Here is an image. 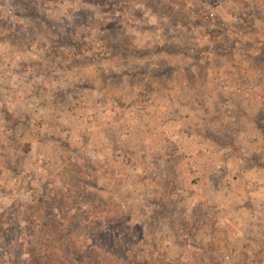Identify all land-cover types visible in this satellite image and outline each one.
I'll return each mask as SVG.
<instances>
[{"label":"rangeland","instance_id":"1","mask_svg":"<svg viewBox=\"0 0 264 264\" xmlns=\"http://www.w3.org/2000/svg\"><path fill=\"white\" fill-rule=\"evenodd\" d=\"M256 1L0 0V264H264Z\"/></svg>","mask_w":264,"mask_h":264},{"label":"crops","instance_id":"2","mask_svg":"<svg viewBox=\"0 0 264 264\" xmlns=\"http://www.w3.org/2000/svg\"><path fill=\"white\" fill-rule=\"evenodd\" d=\"M257 3H259L260 5L258 6ZM256 6L257 7L255 8V12L254 13H256V15L258 17L263 16L264 15V0L256 1ZM18 83L22 84L20 86L21 89H26L27 88V85L25 83H21V82H18ZM21 96H23V95H21ZM109 111H111V110H109ZM25 112H26V115H27L26 117H28L29 119H31V122H32V119L34 118V116H35V114L37 112H35V111H25ZM49 112H51V111H48L47 113H49ZM16 113H17V111H14V114L17 116ZM44 118L46 119V115L44 116ZM179 124H180V122L178 121V123L176 124V126H179ZM183 129H186V128L183 127ZM44 138H46V139H44V140L42 139L41 141H39V139H36V138H33V140L35 142L29 141V142L32 143V153H31L32 154V158H31L32 160H35L36 158H41L40 157L41 152H39L37 154L35 153V149L38 148V145H39V148H42L45 151L44 145L47 146L46 143H47V141L49 139L47 137H44ZM3 163H4V161L3 162L0 161V208H1V204L7 203L8 200H9V198L13 196L12 195V191H13V188L12 187L13 186L11 185L12 184L11 179H12L13 175L11 176L10 174H12V173H8L7 170H5L6 166ZM5 164L8 165L7 160H6V163ZM30 166L32 167L33 165L30 164ZM6 174H9V175H6ZM4 200H6V201H4Z\"/></svg>","mask_w":264,"mask_h":264},{"label":"built area","instance_id":"3","mask_svg":"<svg viewBox=\"0 0 264 264\" xmlns=\"http://www.w3.org/2000/svg\"><path fill=\"white\" fill-rule=\"evenodd\" d=\"M248 1H249V0H244V2H248ZM214 16H215L214 13H210V14H209V18H210V19H212ZM245 91H246V90H245ZM246 92H248V91H246ZM32 194H33V190H31V189H24V190H23V193H22V195L28 197V198L31 200L30 202L33 203Z\"/></svg>","mask_w":264,"mask_h":264}]
</instances>
